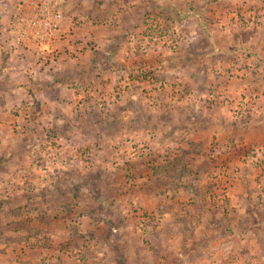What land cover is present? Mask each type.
<instances>
[{"label":"rangeland","instance_id":"1","mask_svg":"<svg viewBox=\"0 0 264 264\" xmlns=\"http://www.w3.org/2000/svg\"><path fill=\"white\" fill-rule=\"evenodd\" d=\"M0 264H264V0H0Z\"/></svg>","mask_w":264,"mask_h":264},{"label":"built area","instance_id":"2","mask_svg":"<svg viewBox=\"0 0 264 264\" xmlns=\"http://www.w3.org/2000/svg\"><path fill=\"white\" fill-rule=\"evenodd\" d=\"M45 3L42 4V8L40 9V12L36 14V17H42V18H36L34 17L31 20V23L35 29L44 26V29L46 31H49L50 36L53 35L55 31H58L60 28V20L59 18L61 17V13L57 11L54 13V18L53 17H48L50 14V9L44 6ZM44 6V7H43Z\"/></svg>","mask_w":264,"mask_h":264},{"label":"crops","instance_id":"3","mask_svg":"<svg viewBox=\"0 0 264 264\" xmlns=\"http://www.w3.org/2000/svg\"><path fill=\"white\" fill-rule=\"evenodd\" d=\"M254 217H255V216H254ZM254 217H253L252 214H251V215L248 217V219H249V218L252 219V218H254ZM244 218H246V216H244ZM246 219H247V218H246ZM252 220H253V219H252ZM159 228H160V227H158V229H159ZM14 234H18V233H14ZM154 234H155V232L153 231L152 234L148 236V237L150 238V239H149L150 241H153V237L155 236ZM44 248H45V247H40V250L42 251Z\"/></svg>","mask_w":264,"mask_h":264}]
</instances>
